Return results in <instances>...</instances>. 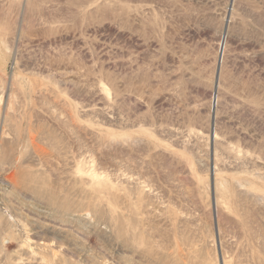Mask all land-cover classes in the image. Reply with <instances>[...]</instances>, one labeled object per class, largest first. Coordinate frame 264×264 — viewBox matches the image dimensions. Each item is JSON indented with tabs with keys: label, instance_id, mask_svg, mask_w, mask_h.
<instances>
[{
	"label": "rangeland",
	"instance_id": "obj_1",
	"mask_svg": "<svg viewBox=\"0 0 264 264\" xmlns=\"http://www.w3.org/2000/svg\"><path fill=\"white\" fill-rule=\"evenodd\" d=\"M0 264H264V0H0Z\"/></svg>",
	"mask_w": 264,
	"mask_h": 264
}]
</instances>
